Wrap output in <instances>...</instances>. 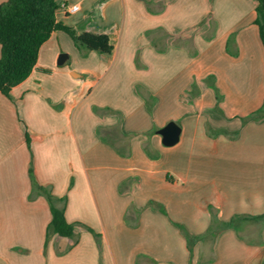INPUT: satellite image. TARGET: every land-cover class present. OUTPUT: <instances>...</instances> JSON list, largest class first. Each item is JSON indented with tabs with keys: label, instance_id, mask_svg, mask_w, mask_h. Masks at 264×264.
<instances>
[{
	"label": "crops",
	"instance_id": "1",
	"mask_svg": "<svg viewBox=\"0 0 264 264\" xmlns=\"http://www.w3.org/2000/svg\"><path fill=\"white\" fill-rule=\"evenodd\" d=\"M56 1L113 48L56 30L0 92V264H264L257 0Z\"/></svg>",
	"mask_w": 264,
	"mask_h": 264
},
{
	"label": "trees",
	"instance_id": "2",
	"mask_svg": "<svg viewBox=\"0 0 264 264\" xmlns=\"http://www.w3.org/2000/svg\"><path fill=\"white\" fill-rule=\"evenodd\" d=\"M257 2L256 23L264 45V0ZM57 9L56 0H5L0 4V92L9 95L14 86L28 78L37 64L41 46L56 30L68 33L77 46L102 53L111 52L113 47L107 35L89 31L76 33L57 20ZM263 116V110L260 109L244 117L243 121ZM52 215V230L60 236H71L74 225L68 223L63 210L53 206ZM254 218L263 219L264 214ZM225 226H233V222Z\"/></svg>",
	"mask_w": 264,
	"mask_h": 264
},
{
	"label": "water",
	"instance_id": "3",
	"mask_svg": "<svg viewBox=\"0 0 264 264\" xmlns=\"http://www.w3.org/2000/svg\"><path fill=\"white\" fill-rule=\"evenodd\" d=\"M180 133V126L174 121L169 122L160 130V134L163 136V144L166 146L175 145L179 141Z\"/></svg>",
	"mask_w": 264,
	"mask_h": 264
},
{
	"label": "built area",
	"instance_id": "4",
	"mask_svg": "<svg viewBox=\"0 0 264 264\" xmlns=\"http://www.w3.org/2000/svg\"><path fill=\"white\" fill-rule=\"evenodd\" d=\"M62 6H63V7H67L66 4H63ZM78 8H79L78 5H72V6L67 7L66 9H68V10L71 11V12H75Z\"/></svg>",
	"mask_w": 264,
	"mask_h": 264
}]
</instances>
